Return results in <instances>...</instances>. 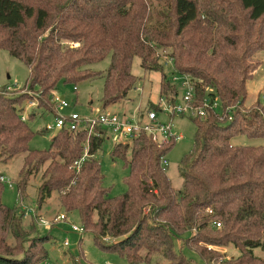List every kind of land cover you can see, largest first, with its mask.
Wrapping results in <instances>:
<instances>
[{
    "label": "trees",
    "instance_id": "16d2710c",
    "mask_svg": "<svg viewBox=\"0 0 264 264\" xmlns=\"http://www.w3.org/2000/svg\"><path fill=\"white\" fill-rule=\"evenodd\" d=\"M0 49L27 66L24 86L37 93L35 109L54 113L51 99L59 84L76 87L101 75L89 66L109 55L104 107L134 87L135 57L144 72H161L159 94L173 105L180 92L162 73L164 56L193 85L195 109L204 110L191 118L195 135L181 159L179 190L161 164L178 140L154 142L141 131L131 144L114 146L112 157L128 170L127 188L110 195L98 160H84L79 171L73 167L86 147L94 155L106 134L56 129L48 149H30L28 120L35 113L25 121L20 116L32 96L1 89L0 162L22 157L16 180L21 199L39 177L38 209L55 195L63 210L77 212L95 244L127 264H196L185 247L208 264H264V145L231 143L239 135L264 140V106L244 105L246 82L260 64L254 54L264 50V0H0ZM150 107L156 115L161 111L159 104ZM3 184L0 264H49L46 244L53 237L36 227L43 216L4 204ZM25 208L32 210L31 224ZM50 221L47 230L56 223ZM226 247L238 255L225 256ZM81 257L72 264H83Z\"/></svg>",
    "mask_w": 264,
    "mask_h": 264
},
{
    "label": "rangeland",
    "instance_id": "374dc122",
    "mask_svg": "<svg viewBox=\"0 0 264 264\" xmlns=\"http://www.w3.org/2000/svg\"><path fill=\"white\" fill-rule=\"evenodd\" d=\"M160 51L163 52L164 50L161 49ZM254 58L259 60L260 64L253 72L252 78L246 82L247 95L244 105L250 106L255 101H259L264 106V99H262L264 96V50L257 51L254 54ZM109 62L110 56L108 55L103 60L91 64L89 66L90 69L101 71L102 74L93 79L85 80L76 85V87L72 84H59L55 90L56 95L60 98L63 97L69 104V107L62 110L61 113L64 115L75 113L80 118H86L98 115L102 111H111L120 117L137 116L144 122L147 121V114L155 111L150 105L159 104L161 111L157 112V121L170 123L173 133L183 136L176 141L166 156V174L173 187L179 190L182 184V178L179 173L181 159L193 147L195 125L191 120L192 117L189 114L171 115L168 110L169 104L166 101V97H162L159 94L161 72H144L138 57L133 59L131 70L137 77L134 87L128 92L126 98L104 107L102 103L104 83L102 75L105 73ZM160 62L163 65V75L177 85L180 92L179 100L187 90L184 78L173 70L172 64L168 60L166 61L164 56H162ZM27 78V66L10 55L8 51L0 49V90L7 86L15 85L13 87L14 93H19L20 91L28 92V89L26 90L24 86ZM216 109L220 112V107ZM54 114L39 108L36 110L34 117L28 120V124L34 132V136L29 142L30 149H48L50 140L56 131H47L46 126L54 122ZM117 142H122L123 144L130 142L131 144V139L108 131L94 155V158L101 164L104 175L103 184L109 188L110 195L123 194L127 188L124 177L128 170L124 167L121 159H114L111 154ZM231 143L236 145H264V140L248 139L245 135H239L233 138ZM127 157L130 158L129 151ZM21 165V156L13 157L7 163L0 162V174L5 177L1 194L2 202L10 207H16L18 211H21L23 206L31 207L48 220H54L61 213L66 216L65 220L56 221L51 230H47L39 224L36 226L39 234L48 233L53 237L52 241L46 244L49 264H72L71 260L80 255H82L83 264H127L125 257L119 253L104 251L95 244L90 232L78 233L73 231L71 228L72 224L81 226L79 215L77 212H66L63 210L55 195L48 197L46 204L41 209H38L36 200L37 186L40 183L39 177L31 179L25 190V196L21 199L16 186ZM7 181H10L12 186H9ZM24 216L26 217L24 219L25 223L31 224L32 221L28 217L29 214H24ZM66 240L69 243L68 246H64ZM222 250L225 252L224 255L228 257L237 256L239 253L233 247H226ZM182 251L187 257L193 258L196 264H208L187 247L183 248Z\"/></svg>",
    "mask_w": 264,
    "mask_h": 264
},
{
    "label": "built area",
    "instance_id": "2783aa9c",
    "mask_svg": "<svg viewBox=\"0 0 264 264\" xmlns=\"http://www.w3.org/2000/svg\"><path fill=\"white\" fill-rule=\"evenodd\" d=\"M171 62V60H168ZM184 84L187 85V90L183 94V96L178 100H175V103L173 105L169 104V112L172 114L177 115H186L189 114L191 117L196 116L197 114L203 115L204 110L203 109H195L193 106L194 101V88L193 85L190 84L187 77H184ZM176 79V78H174ZM13 86H7L1 90L3 93L11 94L14 92ZM32 98H29L26 102V105L24 109L21 112V120L25 121L29 118V113L33 109L37 108L38 100H37V93L35 92H28ZM51 103L54 107V122L51 124H48L46 126L47 131L56 130V129H67V130H87L89 135H94L101 137L105 135L108 131L113 132L114 134L122 135L127 138H132L133 136H136L141 131L146 132L149 134L154 142H162L167 141L169 139L174 140H180L182 138L179 134H174L170 123H161L157 121V115L156 112L153 111L149 114H147V121L142 122L140 120V117H120L118 114L113 113L111 111H102L98 115L86 117V118H80L77 114H69L64 115L61 113L62 110H65L67 107H69V104L65 101L63 97H59L54 94V96L51 99ZM208 100H204V105L208 106ZM218 103L214 102L212 104V108H217ZM145 119V118H144ZM104 130L106 131L104 133ZM95 155V154H94ZM94 155H90L88 153L87 147L84 150L83 155L81 158L74 162L73 167H75L76 171H79L80 166L82 165V162L86 159H89L91 157H94ZM161 164L166 167L167 166V159L162 158ZM0 180L4 182L5 177H0ZM9 186H12L10 181H7ZM26 212L25 214L32 213V210L30 208H25ZM66 216L65 214L61 213L57 215L54 218V221H60L65 220ZM38 221L40 224H42L45 228H49L51 226L50 220H47L43 217H38ZM213 225L216 227H220L221 224L219 221H214ZM71 228L73 231L82 233L83 227L78 226L76 224H72ZM64 245H68V241L66 240L64 242Z\"/></svg>",
    "mask_w": 264,
    "mask_h": 264
},
{
    "label": "crops",
    "instance_id": "0c3cea01",
    "mask_svg": "<svg viewBox=\"0 0 264 264\" xmlns=\"http://www.w3.org/2000/svg\"><path fill=\"white\" fill-rule=\"evenodd\" d=\"M262 99H264V96L262 97ZM37 109H33L32 111H30L31 113H35ZM29 113V114H31ZM182 136V135H181ZM183 137V136H182Z\"/></svg>",
    "mask_w": 264,
    "mask_h": 264
}]
</instances>
